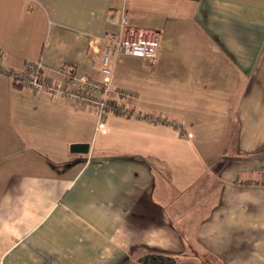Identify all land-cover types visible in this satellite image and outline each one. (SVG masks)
<instances>
[{
	"label": "crops",
	"instance_id": "crops-1",
	"mask_svg": "<svg viewBox=\"0 0 264 264\" xmlns=\"http://www.w3.org/2000/svg\"><path fill=\"white\" fill-rule=\"evenodd\" d=\"M124 14L159 32L111 81L146 117L0 76V264H264V0H0L3 62L102 80Z\"/></svg>",
	"mask_w": 264,
	"mask_h": 264
},
{
	"label": "built area",
	"instance_id": "built-area-1",
	"mask_svg": "<svg viewBox=\"0 0 264 264\" xmlns=\"http://www.w3.org/2000/svg\"><path fill=\"white\" fill-rule=\"evenodd\" d=\"M104 40L106 44L101 66L104 76L102 80L78 75L74 67L62 65L60 68L62 82L55 84L45 76V66L41 60H27L22 69L5 65L1 46L0 76L8 77L17 85L33 91L68 97L81 106L90 105L96 110L98 122H103L110 110L126 116L146 117V114L138 109L115 102V99L130 97L131 94L124 89H112L111 81L116 62L121 56L139 57L151 61L158 58L159 32L133 27L124 14L120 33L107 34Z\"/></svg>",
	"mask_w": 264,
	"mask_h": 264
},
{
	"label": "trees",
	"instance_id": "trees-1",
	"mask_svg": "<svg viewBox=\"0 0 264 264\" xmlns=\"http://www.w3.org/2000/svg\"><path fill=\"white\" fill-rule=\"evenodd\" d=\"M140 261L144 264H172L177 261L173 256L161 254V253H151L140 258Z\"/></svg>",
	"mask_w": 264,
	"mask_h": 264
},
{
	"label": "rangeland",
	"instance_id": "rangeland-1",
	"mask_svg": "<svg viewBox=\"0 0 264 264\" xmlns=\"http://www.w3.org/2000/svg\"><path fill=\"white\" fill-rule=\"evenodd\" d=\"M222 71H223L222 79L228 78V75H229L228 70H222ZM100 123L101 122H98V125H100ZM98 128H99V126H98ZM55 153H56L55 151H47V150H46V152L43 153L44 157L46 158L47 163L52 162L53 160H55L57 162V159L55 158ZM61 153L63 155H67V152H61ZM64 161H65V159H64Z\"/></svg>",
	"mask_w": 264,
	"mask_h": 264
},
{
	"label": "water",
	"instance_id": "water-1",
	"mask_svg": "<svg viewBox=\"0 0 264 264\" xmlns=\"http://www.w3.org/2000/svg\"><path fill=\"white\" fill-rule=\"evenodd\" d=\"M74 152L88 153L90 149L89 143H75L71 147Z\"/></svg>",
	"mask_w": 264,
	"mask_h": 264
}]
</instances>
